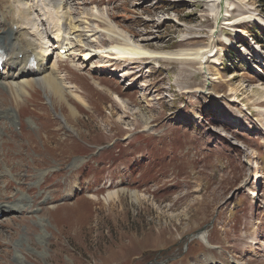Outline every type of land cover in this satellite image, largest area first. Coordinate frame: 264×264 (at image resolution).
Wrapping results in <instances>:
<instances>
[{"label":"rangeland","instance_id":"1","mask_svg":"<svg viewBox=\"0 0 264 264\" xmlns=\"http://www.w3.org/2000/svg\"><path fill=\"white\" fill-rule=\"evenodd\" d=\"M41 1L16 15L52 13ZM216 1H66L69 18L108 21L149 51L214 54L83 62L110 45L85 29L97 43L58 51L63 101L40 77L17 102L0 85L13 116L0 120V202L22 200L0 216V264H264V0L219 13ZM45 18L21 25L31 40L56 34Z\"/></svg>","mask_w":264,"mask_h":264},{"label":"bare ground","instance_id":"2","mask_svg":"<svg viewBox=\"0 0 264 264\" xmlns=\"http://www.w3.org/2000/svg\"><path fill=\"white\" fill-rule=\"evenodd\" d=\"M42 1H43L42 5H44L46 9L48 7L53 9V11L51 10L52 13H50V11L46 12L45 8H43L46 14H44L45 13L44 10L42 11L43 12L42 14L47 15V18L51 16L52 18L55 19L53 22L56 25L55 26L56 34H53L54 27H53V23H51L53 30L51 29L50 31L46 30V32H44V35H43L44 37L42 38L40 36L41 38L35 41L31 40V38L28 37L30 34L24 31L22 26L24 27L25 24H32V23L34 24L36 23V21L38 23L39 22L38 20L44 19V15L42 16L43 17L42 19L40 16H39L40 19L39 18L36 19L37 17L36 16L37 14H36L33 19H30L32 23H29L30 21L27 18L24 19L25 21H23L22 17H26L29 14H32L33 16L34 10L37 9L36 3H33L34 5H31V7H29V5L26 4L25 0H10L11 4L14 5V9L11 5L8 8H6L4 12L0 11V24H4L7 26L6 31L0 32V50L3 51L6 56V60L3 63L4 70L0 72V77H1L0 85L3 87L4 91L8 92L11 96H13V100L15 102L18 101L20 95L26 94L27 88H30L31 85L35 82V80H37V79H33L35 77H40L39 84L44 85L45 88L48 89V91L49 90H51V92L53 91L55 94L60 96L62 100V97H64V94L68 93L67 89H70L71 86L65 87L64 83H62L56 77L55 67L57 65V61H62L61 55L64 54L65 52H68L70 50L72 51V49L77 48V47L79 48L84 47V46L88 47L91 42L97 43L98 41L97 37H95L94 40H92L91 42H88V40L86 41V39H88L89 36L87 37L85 36L86 35L84 31L85 29L88 30V32L91 34L90 35L91 37L98 35V33L103 34L104 37L109 41L110 45H108L107 47L100 48L99 50H96V51H91L86 54L84 53L83 62L93 57L94 55H97L103 59H107L111 61H116V62L127 61L129 62V65L134 64L133 61H138L142 59L151 60V59H159V58H161V60L162 59L172 60V61L174 60V61H179L183 63L184 62H188V63L195 62L201 65L204 63L203 61L204 59L202 58V56L205 55V52H204L205 50L204 51L201 49H196L192 51L181 50L177 53L152 52L144 48L141 45H136L132 40L129 39L128 35L122 34L118 29H116L108 21L101 20V23L105 24L104 25L105 28L100 29L98 26L92 25L91 23L92 17H90L89 20L81 19V17H79L76 20L69 18L67 11H66V1L67 0H55V1L54 0H42ZM219 2L220 0H217L215 2L216 9H218L217 13H219V9L222 10L225 8V5L228 4V0L225 1L223 7H221ZM221 3H222V0H221ZM16 12H18L19 15H21L22 17L17 16ZM223 12H226V11L224 10ZM12 13L14 14V17ZM70 14L71 13L69 12V15ZM47 18L45 19L47 20ZM216 19H220V18L217 17ZM48 20H50V18ZM95 20L97 19L95 18ZM31 28L32 27H30L29 29L30 31H31ZM38 28H40V25ZM32 31H34V29H32ZM39 35H41V33L38 34L37 37ZM52 40L54 41L55 45L51 47L50 49H48L49 48L48 42ZM70 45H73L74 47L68 48V46ZM52 50L53 51L57 50V54H56L57 57H56V62H55L56 64L54 63V66L53 65L47 66L48 58L51 55L50 53ZM60 50H63L62 54L58 52ZM69 56H67V58ZM30 57H33L37 61V67L35 71H29L26 68L27 62ZM2 114L6 115L7 118L11 122L13 121L12 111L4 110L0 112V120L1 118H5L6 122L10 123L6 117L2 116ZM15 123L16 122L11 123L12 126H17ZM2 127L3 125H0L1 131H3ZM253 163L254 164L251 167V169L257 168V163L256 162H253ZM3 176H4V173H1L0 182H2L4 178ZM117 195H118L117 192H112L111 194H108L107 197L108 199L110 198L113 199V197H117ZM133 196H134L135 201H137L138 198H137L136 193H134ZM21 202L22 200H18L16 205H11L7 202H0V216L4 215V213L12 212V210L14 212H20L21 209L16 210V208L17 206L19 207L21 205ZM13 206H14V209H13ZM198 238L202 239L203 242H206L207 233L206 232L203 234L200 233L198 235Z\"/></svg>","mask_w":264,"mask_h":264}]
</instances>
